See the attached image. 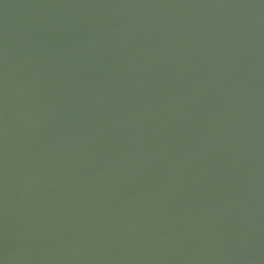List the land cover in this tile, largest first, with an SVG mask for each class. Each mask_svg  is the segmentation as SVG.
Listing matches in <instances>:
<instances>
[{
    "label": "water",
    "instance_id": "water-1",
    "mask_svg": "<svg viewBox=\"0 0 264 264\" xmlns=\"http://www.w3.org/2000/svg\"><path fill=\"white\" fill-rule=\"evenodd\" d=\"M4 264H264V0H0Z\"/></svg>",
    "mask_w": 264,
    "mask_h": 264
},
{
    "label": "snow or ice",
    "instance_id": "snow-or-ice-1",
    "mask_svg": "<svg viewBox=\"0 0 264 264\" xmlns=\"http://www.w3.org/2000/svg\"><path fill=\"white\" fill-rule=\"evenodd\" d=\"M0 264H2V260H0Z\"/></svg>",
    "mask_w": 264,
    "mask_h": 264
},
{
    "label": "clouds",
    "instance_id": "clouds-1",
    "mask_svg": "<svg viewBox=\"0 0 264 264\" xmlns=\"http://www.w3.org/2000/svg\"><path fill=\"white\" fill-rule=\"evenodd\" d=\"M2 264H4V261H2Z\"/></svg>",
    "mask_w": 264,
    "mask_h": 264
}]
</instances>
